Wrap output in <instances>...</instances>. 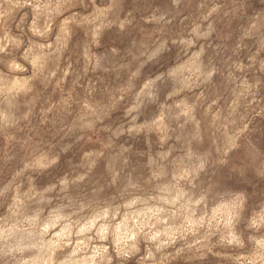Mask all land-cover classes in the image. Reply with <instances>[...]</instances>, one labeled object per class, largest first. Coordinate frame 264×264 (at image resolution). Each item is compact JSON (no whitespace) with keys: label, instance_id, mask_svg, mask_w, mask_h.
Instances as JSON below:
<instances>
[{"label":"rangeland","instance_id":"obj_1","mask_svg":"<svg viewBox=\"0 0 264 264\" xmlns=\"http://www.w3.org/2000/svg\"><path fill=\"white\" fill-rule=\"evenodd\" d=\"M0 264H264V0H0Z\"/></svg>","mask_w":264,"mask_h":264}]
</instances>
